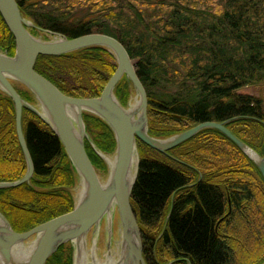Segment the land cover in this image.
Wrapping results in <instances>:
<instances>
[{
	"label": "trees",
	"instance_id": "1",
	"mask_svg": "<svg viewBox=\"0 0 264 264\" xmlns=\"http://www.w3.org/2000/svg\"><path fill=\"white\" fill-rule=\"evenodd\" d=\"M24 18L68 39L115 38L132 60L147 96L148 133L168 138L199 124L225 123L264 158V98L241 91L264 87V0H15ZM33 36L44 35L31 30ZM0 52L15 53L0 16ZM34 70L71 98H97L116 70L102 48L38 57ZM21 98L34 104L22 89ZM123 107L133 95L123 78ZM95 147L114 152L100 119L84 114ZM22 129L34 165L29 184L0 190V213L25 233L72 211L75 176L57 137L23 110ZM140 165L130 196L145 264H263L264 180L225 136L205 129L166 153L137 140ZM92 166L105 163L85 141ZM26 173L12 101L0 93V183ZM46 264H73L61 246Z\"/></svg>",
	"mask_w": 264,
	"mask_h": 264
},
{
	"label": "water",
	"instance_id": "2",
	"mask_svg": "<svg viewBox=\"0 0 264 264\" xmlns=\"http://www.w3.org/2000/svg\"><path fill=\"white\" fill-rule=\"evenodd\" d=\"M0 16L15 42L13 57L0 52V93L13 103L16 135L26 163L25 175L15 182L0 183V190L29 184L34 174L22 129L23 110L33 113L57 137L68 158L76 184L72 211L25 233L14 232L0 213V264H46L61 246L67 244L73 249V264H86L87 239L91 236L92 259L102 226L106 231L107 260L113 253L116 220L119 242L114 264H145L140 231L130 204L140 165L137 140L157 152L166 153L202 130H216L256 166L264 180V158L226 129L225 123H202L168 138L150 136L146 91L128 53L115 38L89 34L68 39L61 34L41 30L23 17L15 0H0ZM31 30H37L46 38L33 36ZM90 48L108 51L116 64L114 74L97 98L65 96L34 70L40 56L60 57ZM123 78L133 90L126 107L120 104L115 95V89ZM17 87L27 91L34 104L24 101L17 93ZM84 114L100 119L111 130L115 141L111 156L95 147L87 133ZM85 141L105 163L107 173L104 179L88 159ZM109 158H112L111 165Z\"/></svg>",
	"mask_w": 264,
	"mask_h": 264
},
{
	"label": "rangeland",
	"instance_id": "3",
	"mask_svg": "<svg viewBox=\"0 0 264 264\" xmlns=\"http://www.w3.org/2000/svg\"><path fill=\"white\" fill-rule=\"evenodd\" d=\"M244 94H248V95H252V96H262L264 98V87L263 88H245L241 91ZM107 155V154H106ZM112 154L108 155L111 156ZM101 178L104 179L106 177V175H103L101 173H99ZM73 195L75 196V192H73ZM103 229V228H102ZM104 233L100 232L99 238L97 240V244H96V257L101 261V262H105L106 261V247H105V243H106V231L105 228L103 229ZM103 234V237H102ZM118 242H119V233L117 231V233L115 234L114 237V245L112 247V252L113 253H117L118 251ZM92 247V239L91 236L88 237L87 239V254L90 256V249ZM116 258V255H114V259ZM87 263L86 264H93V261L91 259V257H88V259L86 260Z\"/></svg>",
	"mask_w": 264,
	"mask_h": 264
},
{
	"label": "bare ground",
	"instance_id": "4",
	"mask_svg": "<svg viewBox=\"0 0 264 264\" xmlns=\"http://www.w3.org/2000/svg\"><path fill=\"white\" fill-rule=\"evenodd\" d=\"M108 162L110 163V165L112 164V158L108 159ZM114 255H116L115 253H112V256L109 257V259L107 258V260L105 262H101L97 257H96V252L95 250H93V258H92V261H93V264H109L111 262V264H114L115 261H114ZM106 256V255H105ZM88 257H91L87 254V259Z\"/></svg>",
	"mask_w": 264,
	"mask_h": 264
},
{
	"label": "flooded vegetation",
	"instance_id": "5",
	"mask_svg": "<svg viewBox=\"0 0 264 264\" xmlns=\"http://www.w3.org/2000/svg\"><path fill=\"white\" fill-rule=\"evenodd\" d=\"M18 90H19L20 92L24 93V92L22 91V88H18ZM8 223H9V222H8ZM102 228L104 229L105 227L102 226ZM103 229H101L102 232L104 231ZM117 231H118V222H117V220H116V221H115V226H114V228H113L114 235H113V243H112V247H113V245H114V237H115V234L117 233ZM103 233H104V232H103ZM102 237H103V234H102ZM105 247H106V243H105Z\"/></svg>",
	"mask_w": 264,
	"mask_h": 264
}]
</instances>
